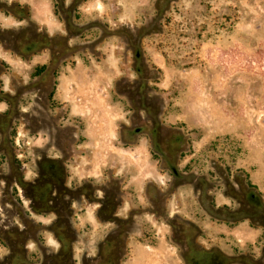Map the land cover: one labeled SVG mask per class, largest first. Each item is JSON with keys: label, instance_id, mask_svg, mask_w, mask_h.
<instances>
[{"label": "rangeland", "instance_id": "obj_1", "mask_svg": "<svg viewBox=\"0 0 264 264\" xmlns=\"http://www.w3.org/2000/svg\"><path fill=\"white\" fill-rule=\"evenodd\" d=\"M57 219L71 264H264V0H0V264Z\"/></svg>", "mask_w": 264, "mask_h": 264}, {"label": "flooded vegetation", "instance_id": "obj_2", "mask_svg": "<svg viewBox=\"0 0 264 264\" xmlns=\"http://www.w3.org/2000/svg\"><path fill=\"white\" fill-rule=\"evenodd\" d=\"M59 179H35L33 186L36 192L32 194V198L38 203L40 210L45 208L50 212L60 214L59 199H62V193L57 188ZM69 195V193H66ZM61 197V198H60ZM64 226V227H63ZM60 220H56L52 226L56 234L60 237V247L56 248L55 252L51 254L50 262L48 264H71L73 256H71V241L67 231H61L65 228ZM61 229V230H60ZM68 229V228H67ZM122 232H115L113 235H108L102 243V248L105 250V256L99 255L101 260H94L91 264H118L119 248L122 247ZM28 232L21 229L19 238L8 242V252L1 264H43V258L38 254V247L35 250H30L28 244ZM35 255V256H34ZM71 256V257H70ZM90 264V263H89Z\"/></svg>", "mask_w": 264, "mask_h": 264}, {"label": "trees", "instance_id": "obj_3", "mask_svg": "<svg viewBox=\"0 0 264 264\" xmlns=\"http://www.w3.org/2000/svg\"><path fill=\"white\" fill-rule=\"evenodd\" d=\"M44 68H45V66L41 65L40 67H38L37 71L42 72Z\"/></svg>", "mask_w": 264, "mask_h": 264}]
</instances>
